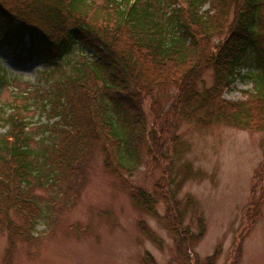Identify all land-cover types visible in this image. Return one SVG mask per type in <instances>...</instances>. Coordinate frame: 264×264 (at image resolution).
<instances>
[{
    "label": "trees",
    "instance_id": "obj_1",
    "mask_svg": "<svg viewBox=\"0 0 264 264\" xmlns=\"http://www.w3.org/2000/svg\"><path fill=\"white\" fill-rule=\"evenodd\" d=\"M0 45L17 59L37 54L53 63L33 96L23 91L22 104L0 112L3 264L16 240H31L40 222L72 201L94 151L133 205L169 231L178 264H196L192 247L205 224L196 217V232L185 218L195 202L179 189L195 171L175 161L188 149L177 127L187 121L264 131V0H0ZM209 68L212 82L200 87ZM238 79L249 87L224 98ZM8 81L0 66V88ZM29 111L43 121L32 122ZM145 158L161 170L151 191L126 178ZM256 215L246 211L250 220ZM139 227L149 234L144 221Z\"/></svg>",
    "mask_w": 264,
    "mask_h": 264
},
{
    "label": "rangeland",
    "instance_id": "obj_2",
    "mask_svg": "<svg viewBox=\"0 0 264 264\" xmlns=\"http://www.w3.org/2000/svg\"><path fill=\"white\" fill-rule=\"evenodd\" d=\"M83 53L90 57L93 52ZM0 66L9 78L0 88L1 112L4 107L22 104L19 93L33 96L32 88L53 63L37 54L17 59L0 45ZM211 82L209 68L201 74L198 85ZM248 87L245 80L238 79L222 96L237 99ZM165 98L166 94L160 102ZM144 105L147 110V103ZM26 115L34 123L43 121L35 111ZM177 133L188 149L175 161L186 162L195 171L179 189L180 197L190 195L195 202L185 218L196 232V217L201 216L205 224L203 235L192 247L196 264L213 252L217 253L214 264H264V131L226 123L198 127L180 121ZM83 168L85 178L72 201L60 207L48 223L40 222L31 240L14 242L10 264H151L149 260L143 262L148 256L153 264H178L169 231L155 216L133 205L127 187L103 168L99 151L86 157ZM160 172L145 158L126 178L130 185L151 191ZM37 192L47 197L45 191ZM164 210L160 199L157 211L162 215ZM246 211L257 215L250 220ZM140 220L146 224L148 235L139 227ZM6 248L7 236L2 233L0 264Z\"/></svg>",
    "mask_w": 264,
    "mask_h": 264
}]
</instances>
